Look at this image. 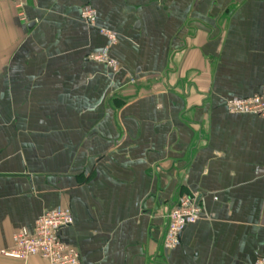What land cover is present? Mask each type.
<instances>
[{"label": "crops", "instance_id": "1", "mask_svg": "<svg viewBox=\"0 0 264 264\" xmlns=\"http://www.w3.org/2000/svg\"><path fill=\"white\" fill-rule=\"evenodd\" d=\"M101 30L116 69L90 58ZM263 93L264 0L0 3V252L61 208L82 264H256L264 118L225 103ZM193 193L204 217L166 250L167 215Z\"/></svg>", "mask_w": 264, "mask_h": 264}, {"label": "built area", "instance_id": "2", "mask_svg": "<svg viewBox=\"0 0 264 264\" xmlns=\"http://www.w3.org/2000/svg\"><path fill=\"white\" fill-rule=\"evenodd\" d=\"M15 0H0V3ZM22 3H17V8L22 10ZM21 20H25L23 12L19 13ZM97 13L91 7H85L81 11V19L88 25H94ZM101 34L108 41L107 47L100 54L90 58L106 66L116 69L117 63L111 59L110 51L117 44L115 33L101 30ZM230 113L251 114L264 118V93L246 99H232L225 103ZM203 211L199 203V195H184L179 199L167 215L168 226L164 235L163 245L166 250L176 249L181 242V234L184 229L194 225L203 219ZM74 225V217L68 209H55L46 212L36 222L33 233L25 230L19 231L14 236L13 246L2 250L1 255L22 261H27L33 256H39L49 264H82L79 251L60 237L63 229ZM256 264H264V258H259Z\"/></svg>", "mask_w": 264, "mask_h": 264}]
</instances>
